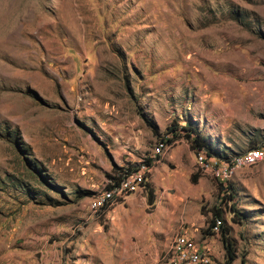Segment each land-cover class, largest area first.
I'll use <instances>...</instances> for the list:
<instances>
[{
    "label": "rangeland",
    "instance_id": "rangeland-1",
    "mask_svg": "<svg viewBox=\"0 0 264 264\" xmlns=\"http://www.w3.org/2000/svg\"><path fill=\"white\" fill-rule=\"evenodd\" d=\"M172 126L229 159L264 144V0H0V264H168L178 235L225 264L214 208L229 264H264V162L222 193L184 138L155 153Z\"/></svg>",
    "mask_w": 264,
    "mask_h": 264
},
{
    "label": "bare ground",
    "instance_id": "bare-ground-1",
    "mask_svg": "<svg viewBox=\"0 0 264 264\" xmlns=\"http://www.w3.org/2000/svg\"><path fill=\"white\" fill-rule=\"evenodd\" d=\"M163 151L162 145L155 148V153ZM264 162V144L247 152L234 156L226 162L206 159L202 153H195V164L201 172L209 174L217 181H228L232 175L243 168L251 167ZM144 168V170H142ZM147 167L143 166L131 173L125 174L111 189H102L93 196L89 211L96 217L107 206L125 200L143 184ZM219 221L213 226L218 231ZM24 264V263H20ZM168 264H210L207 247L198 246L192 239L185 235L174 238L168 258Z\"/></svg>",
    "mask_w": 264,
    "mask_h": 264
},
{
    "label": "trees",
    "instance_id": "trees-1",
    "mask_svg": "<svg viewBox=\"0 0 264 264\" xmlns=\"http://www.w3.org/2000/svg\"><path fill=\"white\" fill-rule=\"evenodd\" d=\"M6 138L8 137H13L14 139H17V131L16 130H12V131H8V133L6 134ZM166 135L165 138L160 139L159 141L161 142L162 145V149L168 147L171 143H173V141H175L178 138H184L185 140L188 141L189 145H190V149L192 151H194L195 153H202L204 155V157L206 159H212V160H216V162H226L229 159V157L219 154L218 152H216L212 146L209 144V141L204 138L200 132L195 128V127H191V126H172V127H168L166 129ZM16 145L17 147H19V142L16 141ZM258 148V147H257ZM24 160H27L28 157L25 155L23 156ZM147 167L151 166L150 165V160H146V162L143 164ZM140 166V165H139ZM137 166L136 168L133 169H124V168H117L115 169V176H107V181H108V185L106 186V189H111L113 188L115 185H117V183L119 182V180L128 173H131L135 170L138 169ZM33 170L36 171L37 176L39 178L42 177V174L39 173V170L37 169V167L33 166ZM146 178V177H145ZM194 181L195 176H193L192 178ZM229 181V180H228ZM228 181H216L219 185V191L222 193H227L229 187H226V184ZM145 185V189L147 192L148 197H151V190L149 188H146V184ZM222 201H225L226 199H231V194H225L223 195V197L221 198ZM233 210V208H230V210ZM217 221H219V226H218V230L220 231L221 234V241H222V245L225 251V264H229L232 260H233V250L231 248V244H229V241L226 237V232L225 229L222 227L221 225V220H220V211L218 208H214L213 209V214H212V218L209 222L210 225V231L212 232V227L215 225V223ZM211 234V233H210Z\"/></svg>",
    "mask_w": 264,
    "mask_h": 264
},
{
    "label": "crops",
    "instance_id": "crops-1",
    "mask_svg": "<svg viewBox=\"0 0 264 264\" xmlns=\"http://www.w3.org/2000/svg\"><path fill=\"white\" fill-rule=\"evenodd\" d=\"M136 193H137V192H136ZM133 194H135V193H133ZM131 195H132V194H131ZM131 195H129V196H131ZM129 196H128V197H129ZM128 197H127V198H128ZM127 198H126V199H127ZM126 199H125V200H126ZM125 200H124V201H125Z\"/></svg>",
    "mask_w": 264,
    "mask_h": 264
}]
</instances>
